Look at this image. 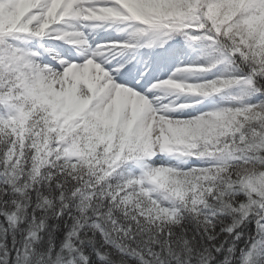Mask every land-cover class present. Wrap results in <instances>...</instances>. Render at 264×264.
Instances as JSON below:
<instances>
[{
    "label": "snow or ice",
    "instance_id": "snow-or-ice-1",
    "mask_svg": "<svg viewBox=\"0 0 264 264\" xmlns=\"http://www.w3.org/2000/svg\"><path fill=\"white\" fill-rule=\"evenodd\" d=\"M0 264H264V0H0Z\"/></svg>",
    "mask_w": 264,
    "mask_h": 264
}]
</instances>
